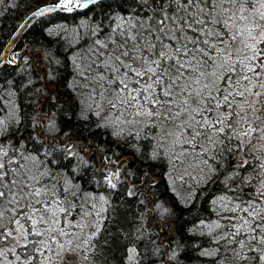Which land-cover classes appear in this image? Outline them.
<instances>
[{
  "label": "trees",
  "instance_id": "1",
  "mask_svg": "<svg viewBox=\"0 0 264 264\" xmlns=\"http://www.w3.org/2000/svg\"><path fill=\"white\" fill-rule=\"evenodd\" d=\"M56 2L0 0V52L27 15L42 5ZM254 8L221 0L216 14L222 20L232 17L229 23L235 27L226 29L231 35L237 34L245 21H251L241 17L247 18ZM149 13L150 9L144 10L138 0H103L83 10L47 14L25 31L13 49L15 64L0 68V163L5 165L0 172H7L3 181L5 190L12 187L17 191L20 186L29 185L46 188L51 194L55 187L63 206L71 211V215L58 213L59 227L68 225L73 231L78 228L84 232L94 222L97 196H104L98 229L86 240L85 264H264L247 259L259 255V248L264 245L250 242L246 231L237 237L228 235L240 227L242 221L237 218L247 216L239 210L231 211L241 203L235 197L240 194L247 201L264 181V169L258 167L264 162V141L253 140L255 148L251 154L227 150L220 154V149L228 145L226 139L223 144L217 141L214 148L206 138H199V146L195 148L175 140L173 148L180 157L174 162L157 150L160 140L157 123L172 120L146 117L142 130L121 132L114 121L125 112V107L113 109L108 103L101 107L97 104L101 92L112 94L110 89L104 91L109 87L107 81L99 79L101 73L106 76L112 73L105 71L101 63L105 57L99 56L98 51L106 56L116 43L136 33L139 21L135 18L143 19ZM225 39L226 50L232 53L231 61L242 60L234 57L235 41L230 36ZM96 40L106 43L108 49H100ZM128 43L131 45L133 41ZM260 47L264 48V44ZM246 51L242 47L241 56ZM236 69V73H227L234 84L246 72L238 63ZM218 84L221 89L243 91L248 82L241 80L234 88H229L225 80ZM193 96L174 89L172 113L186 107L185 98L189 103ZM245 98L260 100L254 96ZM198 107H204L199 97ZM225 111L214 109L192 116L196 120L202 116L215 119ZM236 143L232 141L233 145ZM202 148L208 149L204 155ZM242 160H249L250 164L238 169L237 163ZM253 165L257 166L255 170ZM100 166L116 175L109 180L99 172ZM237 171L250 181L242 194ZM173 175L176 178L171 179ZM12 180L17 181L15 186L11 185ZM175 183L188 193H177ZM257 200V207L264 209V197L257 195ZM24 202L21 200L20 205ZM13 206L15 201L0 205V210L7 214L5 225L11 217L8 209ZM38 227L42 229L43 225ZM236 239H243L246 245L251 243V250L230 243ZM11 247L12 244H7L5 250ZM234 252H240L241 256H235ZM42 259L43 255H39L38 264ZM0 264L19 262L9 253L6 258L0 257Z\"/></svg>",
  "mask_w": 264,
  "mask_h": 264
},
{
  "label": "snow or ice",
  "instance_id": "2",
  "mask_svg": "<svg viewBox=\"0 0 264 264\" xmlns=\"http://www.w3.org/2000/svg\"><path fill=\"white\" fill-rule=\"evenodd\" d=\"M93 2L94 0H86V3H80L79 0H59L53 7L42 9L41 14L55 9L72 11L77 7H87V4ZM228 2L239 3L241 7L244 4L255 7L254 0H228ZM138 3L144 10L150 9V13L143 19L135 18L139 21V29L136 33L116 43L106 56L104 52L98 51L99 56L105 57L101 61L105 71L112 73L107 76L101 73L99 79L107 81L109 87L104 91L110 89L115 97L107 99L101 92V98L107 99V103L113 109L123 106L133 109L136 116H146L150 119L156 117L174 120L182 112L189 111L194 123L184 122L181 125L185 131L181 132L180 136L185 139L181 140L178 137L176 143L191 144L195 148L199 146V138H206L214 148L217 141L223 144L226 139L228 145L220 149V154L225 150L230 153L247 151L251 154V150L255 148L252 141H264V91L255 90L257 87L264 90V48L257 46L264 44V11L259 12L258 20H255L250 27L237 30V32L246 31L248 37L255 43L244 42V47L252 55L246 56L245 60L233 62L232 53L226 50L228 41L225 38L230 36L231 41H236L237 34L230 35L226 31L235 27L229 23L232 17L222 20L216 14L217 5L221 4V0H138ZM259 6L264 9V0H259ZM223 11L226 12L227 9ZM241 19L247 18L242 16ZM221 24L223 27H220ZM132 27L136 28V24H132ZM257 32L258 37L254 35ZM121 35L125 33L122 31ZM129 40L133 41L131 45L128 43ZM95 43L100 49H108V45L100 40H96ZM212 52L216 55L213 56ZM218 60L219 64H217ZM237 63L243 65L246 72L235 81V84H239L241 80L247 81L248 84L243 86V91L221 89L218 84L221 80H225L229 88L235 87L233 77L227 73H236ZM213 68H219L220 71H210ZM257 68L261 71H257ZM209 77H212L211 83L207 82ZM176 88H179L181 93L187 92L189 97L193 94L199 97L204 107L192 109L181 107L173 114V90ZM221 93L225 94L222 99H218ZM237 96L241 98L240 101L235 99ZM246 96L258 97L260 100L249 101ZM213 101H215L214 105ZM183 103L188 104L187 98ZM214 109L227 111L222 112L215 119L202 116L201 120H196L195 116H191V113L197 115H202L205 111L211 113ZM165 112L168 115L165 116ZM188 136L191 137L190 140L187 139ZM213 137L217 139L214 140ZM233 140L238 143L233 145ZM207 151V148H202L201 155L206 154ZM3 155L7 153L3 152ZM204 163H207V160ZM249 164V160L238 161L237 168L243 169ZM256 167L253 165L254 170ZM258 167L264 169V162ZM4 168V163H0V169ZM5 175H7L6 171L0 172V205L5 201L9 204L15 201V206L8 209L11 217L7 225L3 223L5 212L0 210V257L6 258L12 253L19 264H38V256L50 250L49 240L55 239L51 233L57 231V228L52 226L41 229L38 225L45 224L46 217L52 219L54 224H58V213L71 215V211L63 206V201L59 199L55 187L51 190V194L46 188L29 185H22L17 191H13L12 187H7L5 190L6 186L3 183ZM236 175L240 176L239 187L242 194L244 186L250 181L246 180L239 171ZM16 184L17 181H11L12 186ZM25 188H28L27 192ZM257 195L264 197V181L261 182L256 194H252L247 201H244L240 194L235 197L241 200V203L236 204L231 211L239 210L247 216L238 217L237 219L242 221L240 227L228 235L237 237L242 231H246L250 242L264 245V209L257 207L259 203ZM21 200L25 201L22 206ZM59 234L66 235L63 229L59 230ZM37 237L40 239H34ZM232 242L238 243L241 249L252 248V244L246 245L243 239L230 241ZM67 243L71 244V241ZM7 244H12V247L5 250ZM59 247L63 250L64 245L61 244ZM132 251L134 252L135 249ZM259 253L247 259L264 261V247L259 248ZM234 255L240 257L241 253L234 252Z\"/></svg>",
  "mask_w": 264,
  "mask_h": 264
},
{
  "label": "rangeland",
  "instance_id": "3",
  "mask_svg": "<svg viewBox=\"0 0 264 264\" xmlns=\"http://www.w3.org/2000/svg\"><path fill=\"white\" fill-rule=\"evenodd\" d=\"M255 8L254 10H251V12L247 13V19L245 20H250L251 21H245L243 26L240 28V30L245 29L246 27H250L252 23L255 20H258L259 12L264 11V9H261L259 6V0H257V3H255ZM257 37L259 36V33H254ZM244 42L247 43H255V41L251 40L246 31L243 32H238L237 33V40L235 41L233 45V52H234V57H238L239 59L242 58V60L245 59V56H251L252 53L246 49L245 55L243 54L241 56V49L242 47L244 48ZM260 47V45H257ZM16 54L13 53V57ZM219 64V63H218ZM219 70V68H215L214 71ZM208 83H211V77H209ZM199 87V86H197ZM258 90H261L257 87ZM194 95V94H193ZM104 97L107 99H114L112 94H104ZM107 99H102L101 97L98 99L97 104L98 106H103L107 103ZM197 103H198V97L194 95L189 103L186 105V108L192 109V108H197ZM125 112L116 118L114 121V125L117 129H119L121 132H130V131H135V130H142L144 128V123L147 121L146 116H136L134 115V110H129L128 108L124 109ZM193 113H191L192 116ZM160 122V121H159ZM184 122L188 123H194L193 120L190 118V112L189 111H184L182 114L177 117L176 119L172 120L169 123H165L162 121L161 124H158V130H159V137L160 140L157 143V150L160 151V153L164 156H167L170 158L171 161H174L175 158H179L180 155L174 151L173 145L175 140L177 138H180V133L182 132L181 125L184 124ZM182 156H185V154H182ZM128 161V157H124ZM175 162V161H174ZM99 172L106 174L111 180L113 175H116L114 173H107L109 168L105 166H100L99 167ZM114 170V169H113ZM176 178V175H173L171 179ZM176 187L177 193H181L186 195L188 192L186 189L180 188L176 186V183L174 184ZM97 202L94 203L93 211H94V222L88 224L86 231H81L80 229H76L75 231L72 230V228H67L64 227V232L66 235H60L59 230L63 227H59V224H54L52 219L46 217V223L43 224V228H47L49 226L57 228V231L54 233H51V236L54 237V240H49V247L50 250L45 251L43 254V259L39 264H85L84 258L86 256L87 252V243L86 240L89 237L90 234H93L97 229L99 225V220L102 218V212L104 209V204H105V197L98 195L97 196ZM7 214H5L6 216ZM9 222H6L8 224ZM42 228V229H43ZM71 241V244H68V241ZM64 245L63 250L59 247V245Z\"/></svg>",
  "mask_w": 264,
  "mask_h": 264
},
{
  "label": "water",
  "instance_id": "4",
  "mask_svg": "<svg viewBox=\"0 0 264 264\" xmlns=\"http://www.w3.org/2000/svg\"><path fill=\"white\" fill-rule=\"evenodd\" d=\"M100 1L103 0H94L93 3H89L87 4V7L94 5ZM59 2V0H58ZM57 2V3H58ZM80 3H86V0H79ZM46 4V5H42L40 7H38L36 10L32 11L29 15H27L24 20L21 22V24L18 26V28L14 31V33L12 34V36L10 37L9 41L7 42V44L5 45V47L3 48V50L0 52V68L6 64L9 63V60L12 59V49L14 48L15 44L23 37L25 31L27 30V28L33 23L35 22L37 19H39L42 16H45L47 14L56 12V11H60V12H72L75 10H82L85 9L87 7H77L74 8L72 11H67V10H61V9H55L53 11H44L41 14V10L42 9H47V8H51L53 7L55 4Z\"/></svg>",
  "mask_w": 264,
  "mask_h": 264
},
{
  "label": "bare ground",
  "instance_id": "5",
  "mask_svg": "<svg viewBox=\"0 0 264 264\" xmlns=\"http://www.w3.org/2000/svg\"><path fill=\"white\" fill-rule=\"evenodd\" d=\"M91 6H92V5H91ZM89 7H90V6H89ZM87 8H88V7H87ZM85 9H86V8H85ZM82 10H83V9H82ZM29 27H30V26H29ZM29 27H28V28H29ZM28 28H27V29H28ZM19 41H20V40H19ZM19 41H18V42H19ZM18 42H17V43H18ZM17 43H16V44H17ZM16 44H15V46H16ZM15 46H14V47H15ZM13 49H14V48H13ZM13 49H12V55H13Z\"/></svg>",
  "mask_w": 264,
  "mask_h": 264
}]
</instances>
